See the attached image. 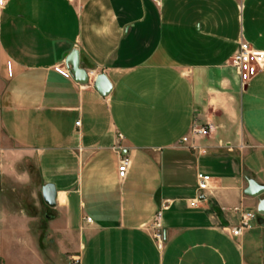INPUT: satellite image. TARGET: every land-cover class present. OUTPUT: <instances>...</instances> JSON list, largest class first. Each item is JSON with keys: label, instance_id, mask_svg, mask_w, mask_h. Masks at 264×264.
<instances>
[{"label": "crops", "instance_id": "0c3cea01", "mask_svg": "<svg viewBox=\"0 0 264 264\" xmlns=\"http://www.w3.org/2000/svg\"><path fill=\"white\" fill-rule=\"evenodd\" d=\"M242 41L264 51V0H0V179L35 171L42 202L55 186L41 232L70 264H264L244 194L248 179L264 185V70L241 85ZM73 49L86 84L54 70ZM235 207L253 214L240 236ZM35 221L0 201V264H53Z\"/></svg>", "mask_w": 264, "mask_h": 264}, {"label": "built area", "instance_id": "2783aa9c", "mask_svg": "<svg viewBox=\"0 0 264 264\" xmlns=\"http://www.w3.org/2000/svg\"><path fill=\"white\" fill-rule=\"evenodd\" d=\"M230 65L237 73L241 85L244 86L260 71L264 70V51L252 47L246 41H242L238 44L237 50L230 58ZM7 68L9 73V67ZM54 70L65 77H71L69 69H67L65 65H57L54 67ZM76 125H79V121L76 122ZM192 131L196 135H202L207 132L204 126L194 127ZM118 138L121 139L122 136L119 134ZM186 141L187 137H183L182 142ZM120 148V146H116L115 150L120 151ZM127 166L128 159L125 156H121L117 166V172L120 178L125 177ZM209 180L210 176L197 173V189L200 191L207 189ZM234 211L240 213V218L238 223L232 227L231 232L233 236H240L244 231L250 228V220L253 218V214L251 212H242L240 207H235ZM87 220L89 221L90 219ZM149 229L152 238L155 240L156 244L160 246L163 242V234L160 230V212L156 214Z\"/></svg>", "mask_w": 264, "mask_h": 264}, {"label": "rangeland", "instance_id": "374dc122", "mask_svg": "<svg viewBox=\"0 0 264 264\" xmlns=\"http://www.w3.org/2000/svg\"><path fill=\"white\" fill-rule=\"evenodd\" d=\"M27 161H23L24 165H34L31 159ZM0 201L2 207L7 210L11 209L20 212L28 208L29 214L36 218L35 231L37 233L34 235V239L41 253L47 258L49 255L45 249L50 247L53 249L55 256L53 258L54 261H52L53 264H70L68 256L62 255L55 249V237L41 232L42 226L47 222V214L49 215L50 211L41 201L38 177L35 171L27 184L15 183L7 177H1Z\"/></svg>", "mask_w": 264, "mask_h": 264}, {"label": "water", "instance_id": "95a60500", "mask_svg": "<svg viewBox=\"0 0 264 264\" xmlns=\"http://www.w3.org/2000/svg\"><path fill=\"white\" fill-rule=\"evenodd\" d=\"M65 65L68 67L70 76L74 82L79 84H86L88 82V73L80 66L79 52L77 49H73L65 59ZM94 89L101 95L107 96L112 89L111 83L105 74H98L93 83ZM42 199L47 207L55 206V186L51 183L43 185L41 189ZM244 194L257 198V205L255 212L261 217L260 222L264 224V198L260 196L264 195V185H260L252 179L247 180V187L244 190Z\"/></svg>", "mask_w": 264, "mask_h": 264}]
</instances>
